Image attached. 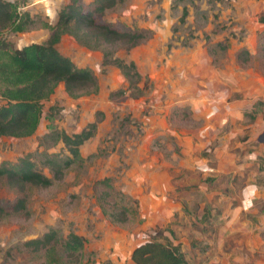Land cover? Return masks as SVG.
Segmentation results:
<instances>
[{
  "label": "rangeland",
  "instance_id": "rangeland-1",
  "mask_svg": "<svg viewBox=\"0 0 264 264\" xmlns=\"http://www.w3.org/2000/svg\"><path fill=\"white\" fill-rule=\"evenodd\" d=\"M5 1L15 6L16 16L0 31V41L12 48L43 43L68 3ZM262 13L264 0H122L98 19L144 30L146 38L132 47L87 48L62 34L55 48L89 68L96 87L71 97L57 84L40 102L30 133L0 136V162L13 163L30 153L36 167L50 176L39 161L68 154L50 134L79 132L91 122L95 128L79 146L78 158L51 185H26L18 193L0 179V264H126L145 235L160 240L170 230L173 239L183 238L187 223L200 233L209 226L217 229L240 206V222L258 230L261 242L236 234L234 254L243 264H264V139L258 140L264 131ZM105 49L134 63L140 76L136 88L118 68L102 63ZM242 49L248 52L245 62L236 59ZM10 66L7 51L0 50V71ZM3 75L0 106L5 103ZM222 143L228 155L215 154ZM217 161L229 172L212 170ZM233 179L254 190L246 206ZM186 183L197 187L183 192ZM208 193L218 195L206 198ZM21 195L25 207L13 211ZM187 196L195 200L185 202ZM178 200L193 216L175 212L167 218L163 210L178 206ZM103 210L123 211L126 220L112 222ZM209 211L211 216L203 218ZM49 231L54 236L47 244H25ZM69 233L82 238L77 250L65 245Z\"/></svg>",
  "mask_w": 264,
  "mask_h": 264
},
{
  "label": "trees",
  "instance_id": "trees-1",
  "mask_svg": "<svg viewBox=\"0 0 264 264\" xmlns=\"http://www.w3.org/2000/svg\"><path fill=\"white\" fill-rule=\"evenodd\" d=\"M120 2L122 0H91L84 4L80 0H68V3L57 12L55 23L50 27L51 32L45 42L28 43L20 48H12L9 44L0 41V50L7 51L12 67L0 71L2 75L6 74V77L3 75L6 84L2 94L5 103L0 106V136L20 137L30 133L36 123L40 102L46 99L59 83L62 84L65 93L71 97L95 89L96 77L92 71L87 67L75 65L55 48L62 34L71 36L84 47L102 50L104 46L114 43L132 47L146 38L144 30L120 29L112 22L98 19L106 10ZM15 16V6L9 1L0 0V31L12 25ZM184 16L183 9L180 22L183 21ZM258 21L263 27L264 34V13L260 14ZM18 26L20 24L15 28L21 29ZM112 55L111 50L105 49L102 63L118 68L128 84L136 88L135 84L140 76L134 63L125 62ZM247 58L248 52L245 49L236 54V59L241 62H245ZM94 128L95 122H91L79 132L67 134L60 130L50 134L53 140L62 143L68 153L64 158L45 157L39 161L50 176L43 174L32 161L31 154L26 153L13 163L0 162V179L18 193H23L26 185L38 187L51 185L54 180L61 179L64 171L78 158L79 146L92 135ZM102 196H108V193L102 192ZM24 207L25 198L21 195L12 204L11 209L18 211ZM103 213L112 222L126 220L123 211L103 210ZM53 236V232L49 231L25 244L36 248L50 242ZM81 244V237L68 234L66 247L77 250ZM129 261L128 264H186L178 244H173L166 237L158 240L154 235L144 237L143 241L130 251Z\"/></svg>",
  "mask_w": 264,
  "mask_h": 264
},
{
  "label": "crops",
  "instance_id": "crops-1",
  "mask_svg": "<svg viewBox=\"0 0 264 264\" xmlns=\"http://www.w3.org/2000/svg\"><path fill=\"white\" fill-rule=\"evenodd\" d=\"M216 121H219V119L216 118ZM223 142L226 143V141H223ZM224 143L219 145V147L217 148V152H215L216 155L219 154L220 152H222L221 153L222 156L225 154L228 155L230 151H228L227 145H225ZM222 150H225V151H222ZM218 162L219 161H217L215 167L211 169L228 173L230 169L227 167L225 168L221 166L220 163ZM201 164H204V163H201ZM233 183L237 186L242 187L240 193L238 194L242 205L243 203L245 205L246 203L250 202L251 197L255 195L254 190L248 187L247 184H245V182L243 183L242 181L238 179H233ZM183 186H184L183 192L195 190L197 187L192 184L188 185V183L183 184ZM213 193H216V192H213ZM217 195L218 193L216 195H211L210 193H208V195L206 194V198L207 197L210 198L212 196H217ZM182 198L183 197L181 196V199ZM186 198L187 199L184 198L185 202L187 200H190V201L195 200L193 197L189 199L190 198L189 196H187ZM176 203L178 204V206H173V205L168 204V206L163 210L164 212H166L167 218L173 216L175 212L179 217L183 216V218H187V215L191 216V214L193 216V214L195 213L192 210V212L187 214L188 210L185 207H183L181 200H178ZM180 207L182 208L183 211L180 209ZM240 207H235L234 213L231 216V218L227 222H224L222 225H220L217 229H215L213 226L210 229V226H209L207 228L208 229L207 231L200 233L192 229L190 227V224L187 223L185 227L186 231H184L185 237L173 239L172 235L174 237L175 232L173 231L171 232L169 230L168 235L165 234L166 238H168L173 244L179 245L180 250L183 253L184 258L186 260V264H243L242 256L234 254V252L236 251L233 246V243L236 241L235 235L246 233L250 235L253 238V240H256L257 242H261V239L259 236L260 232L258 230L255 231L256 229L254 227L253 228L248 227L244 225L243 222L242 223L240 222V217H239V213H241ZM196 213L199 215V210H197ZM203 214H204L203 218H206L208 215L211 216L210 211L208 213H203ZM196 217L198 218V216ZM189 234L191 236H189ZM142 240L138 241L135 244V246L141 243ZM240 243L241 242L239 241V243L237 244L240 245ZM234 244L236 245V242ZM129 255H130V252L126 259V264L130 263Z\"/></svg>",
  "mask_w": 264,
  "mask_h": 264
},
{
  "label": "water",
  "instance_id": "water-1",
  "mask_svg": "<svg viewBox=\"0 0 264 264\" xmlns=\"http://www.w3.org/2000/svg\"><path fill=\"white\" fill-rule=\"evenodd\" d=\"M263 139H264V131H262V133L260 134L258 140L259 141H263Z\"/></svg>",
  "mask_w": 264,
  "mask_h": 264
},
{
  "label": "built area",
  "instance_id": "built-area-1",
  "mask_svg": "<svg viewBox=\"0 0 264 264\" xmlns=\"http://www.w3.org/2000/svg\"><path fill=\"white\" fill-rule=\"evenodd\" d=\"M145 237H147V235L145 236ZM144 239V238H143ZM143 241V240H142ZM111 264H119V263H111Z\"/></svg>",
  "mask_w": 264,
  "mask_h": 264
}]
</instances>
